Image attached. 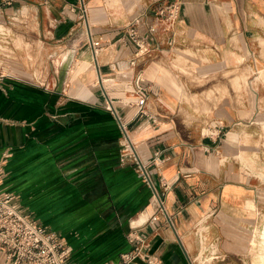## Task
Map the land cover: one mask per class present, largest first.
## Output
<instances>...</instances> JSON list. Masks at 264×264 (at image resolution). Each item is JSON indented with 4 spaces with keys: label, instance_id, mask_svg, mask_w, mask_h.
Segmentation results:
<instances>
[{
    "label": "crops",
    "instance_id": "0c3cea01",
    "mask_svg": "<svg viewBox=\"0 0 264 264\" xmlns=\"http://www.w3.org/2000/svg\"><path fill=\"white\" fill-rule=\"evenodd\" d=\"M167 1L0 10L2 187L65 237L71 264H117L131 237L159 264H264V0H177L173 29L137 56L127 26L144 33ZM139 87L158 122L138 113Z\"/></svg>",
    "mask_w": 264,
    "mask_h": 264
},
{
    "label": "built area",
    "instance_id": "2783aa9c",
    "mask_svg": "<svg viewBox=\"0 0 264 264\" xmlns=\"http://www.w3.org/2000/svg\"><path fill=\"white\" fill-rule=\"evenodd\" d=\"M15 0H0V10L14 3ZM48 2V0H45ZM84 13H87L83 4ZM181 3L177 0L167 1L157 10V23L150 22L144 33L139 30L140 19H135L127 26V32L132 42L138 46L137 56L146 55L151 52L150 44L158 40L160 34L170 31L179 19ZM0 27V36L4 32ZM89 43L94 53L95 59L101 50L100 39H94L89 33ZM135 64V59L132 60ZM2 76L0 77V81ZM148 88L139 87L136 105L138 113L149 116L153 122H158V115L151 113L147 107ZM107 107L119 120L123 134V149L129 153L130 159L137 165V170L144 181L154 188L152 175L147 165L141 160L134 148L127 125L116 110L114 101L107 96ZM223 127L211 128L207 135L214 140L221 139ZM5 170L0 166V251L11 264H71L72 249L65 237L55 231L48 230L45 226L26 212L18 201L16 194L5 190L2 185L5 178ZM133 248L121 254L117 264H135L139 259L147 261L149 264H159L154 262L151 256L139 245L140 239L131 237Z\"/></svg>",
    "mask_w": 264,
    "mask_h": 264
},
{
    "label": "rangeland",
    "instance_id": "374dc122",
    "mask_svg": "<svg viewBox=\"0 0 264 264\" xmlns=\"http://www.w3.org/2000/svg\"><path fill=\"white\" fill-rule=\"evenodd\" d=\"M3 27V26H2ZM1 252V251H0ZM0 254H2L3 255V253L1 252ZM4 256V255H3Z\"/></svg>",
    "mask_w": 264,
    "mask_h": 264
},
{
    "label": "bare ground",
    "instance_id": "6f19581e",
    "mask_svg": "<svg viewBox=\"0 0 264 264\" xmlns=\"http://www.w3.org/2000/svg\"><path fill=\"white\" fill-rule=\"evenodd\" d=\"M3 27H1V29H2Z\"/></svg>",
    "mask_w": 264,
    "mask_h": 264
}]
</instances>
